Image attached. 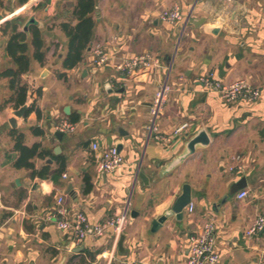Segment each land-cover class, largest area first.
<instances>
[{
	"label": "crops",
	"instance_id": "obj_1",
	"mask_svg": "<svg viewBox=\"0 0 264 264\" xmlns=\"http://www.w3.org/2000/svg\"><path fill=\"white\" fill-rule=\"evenodd\" d=\"M175 3L186 19L162 20ZM80 11L81 0H0L7 17L0 25V264H181L190 236L209 220L217 264H264V230L247 235L264 213V0H94ZM31 17L36 23L25 29ZM84 18L91 26L77 51L75 28ZM19 33L24 38L13 39ZM95 46L109 52L103 66L92 62ZM144 52L158 66L117 72L121 59ZM202 77L249 80L261 97L227 104ZM165 82L172 90L150 135L153 98ZM62 119L77 126L59 138ZM201 132L204 143L168 169ZM18 137L38 145L32 156H21ZM95 140L116 145L124 165L99 172ZM29 162L37 171L48 167L46 178ZM242 178L246 185L232 194ZM185 184L192 196L183 215L155 227ZM61 196L69 213L82 211L92 224L126 209L129 219L119 236L109 228L77 244L53 217Z\"/></svg>",
	"mask_w": 264,
	"mask_h": 264
},
{
	"label": "built area",
	"instance_id": "obj_2",
	"mask_svg": "<svg viewBox=\"0 0 264 264\" xmlns=\"http://www.w3.org/2000/svg\"><path fill=\"white\" fill-rule=\"evenodd\" d=\"M160 18L166 22L174 23L177 20L186 19V15L179 4H174L170 9H165L160 13ZM7 17L0 16V25L6 21ZM94 58L93 64L96 66H103L110 59L109 52L106 47L95 46L93 50ZM159 59L150 53H139L116 63V70L118 73L126 75H134L142 68H151L158 66ZM204 87L215 90L219 96L227 104H234L238 102H255L261 97V89L253 84L251 81L239 78L231 83H225L222 80L214 77H202L200 79ZM172 87L169 82H165L155 93L151 107V121L149 126L150 135L156 134L159 130L158 116L162 112L167 103L168 95ZM77 124L74 121L62 119L56 126V130L68 133L76 130ZM188 126L183 123L178 126L176 132L183 131ZM158 138L162 135L156 136ZM93 157H95V164L97 170L101 173L106 171H114L124 165L125 157L122 156L119 148L116 145H102L97 140L91 143ZM239 159L240 156H236ZM238 167V166H237ZM238 168H242L239 166ZM234 167H230L233 171ZM248 191L245 190L239 194L241 198L246 197ZM64 197L61 196L57 200V207L53 212L57 227L61 231H72L73 240L77 244L81 243L89 233H94L98 236H103L107 229L111 228L119 236L123 232L125 223L129 219L127 209L124 213L105 220L102 223L92 224L88 219L86 213L77 211L69 213L68 208L64 205ZM190 212L193 211V206H189ZM203 228L199 233L190 236V250L188 257L181 264H217L220 260V253L217 251L216 237L217 227L213 220L204 222ZM264 230V213L257 215L251 227L247 230V235L252 236ZM136 264H144L142 262Z\"/></svg>",
	"mask_w": 264,
	"mask_h": 264
},
{
	"label": "water",
	"instance_id": "obj_3",
	"mask_svg": "<svg viewBox=\"0 0 264 264\" xmlns=\"http://www.w3.org/2000/svg\"><path fill=\"white\" fill-rule=\"evenodd\" d=\"M196 23V20H191L190 23ZM29 23H36V19L35 17H31L28 21V23L25 26V29H27L28 24ZM27 110V106H23L22 108H19L18 110L15 111V114L17 116H23L25 114ZM65 112L69 113L70 112V107L67 106L65 108ZM10 123L12 124H16L15 120H11ZM63 132L57 131L56 135L61 138V136L63 135ZM204 141V136L201 133L197 134L196 137H193L187 145L188 150L181 156H179L178 158L172 160V162H170L168 164V169H172L173 167H175L176 165L179 164V162H181L183 159H186L188 156H190V154L194 151V148L196 146L197 143L203 142ZM204 143V142H203ZM60 151V147H56L55 152H59ZM246 185V180L245 178H242L239 182H236L232 188H231V193L234 194V192H236L238 189L244 187ZM182 194H180V196L178 197V199L175 201L174 205L171 208V211L165 213L164 215H162L161 218H159L157 221L154 222V226L155 227H159L169 216H171L172 214H176L179 218L183 215V208L188 205L191 202V196H192V191H191V187L189 184H185L183 186V190H182ZM133 216L135 215L134 213H132ZM60 264H62V262H60Z\"/></svg>",
	"mask_w": 264,
	"mask_h": 264
},
{
	"label": "trees",
	"instance_id": "obj_4",
	"mask_svg": "<svg viewBox=\"0 0 264 264\" xmlns=\"http://www.w3.org/2000/svg\"><path fill=\"white\" fill-rule=\"evenodd\" d=\"M94 4V0H81V11H80V14H84V13H87L88 10L91 9V7L93 6ZM81 15V16H82ZM91 26V19L90 18H84L83 20V23L76 27L75 29V39L78 40V43H76V48H77V51L81 50V49H84L85 48V45H86V41L82 42V40L80 39L81 35L83 34H86L88 30H90ZM18 38H24V34L23 33H19L17 34V36L13 37V39H18ZM79 56L80 54H77V56L75 57V60H79ZM22 60V59H21ZM75 60L73 62H75ZM22 62V61H21ZM71 62L72 60H70L69 64L71 65ZM72 62V63H73ZM23 90H25V88L23 87ZM18 143H17V148L20 150L21 152V156H32L34 154V152H36L37 148H38V145H34L32 148H29L25 145H23V141L20 139V137H18ZM27 166L31 169H33V174H36L38 173L39 176L41 177H45L49 174V170H48V167H45L43 168L42 170L40 171H37L35 169V164L32 162V163H27Z\"/></svg>",
	"mask_w": 264,
	"mask_h": 264
}]
</instances>
